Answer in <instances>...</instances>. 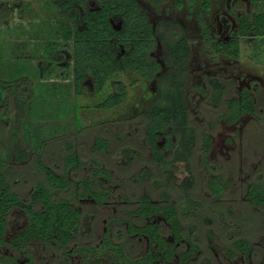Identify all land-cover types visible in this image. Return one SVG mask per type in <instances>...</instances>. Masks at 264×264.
<instances>
[{
    "label": "rangeland",
    "instance_id": "obj_1",
    "mask_svg": "<svg viewBox=\"0 0 264 264\" xmlns=\"http://www.w3.org/2000/svg\"><path fill=\"white\" fill-rule=\"evenodd\" d=\"M138 1L153 25L160 19L180 24L185 30L191 50L186 65L184 98L190 125L196 132V142L188 161H176L172 165L174 180L168 184L171 200L180 203L184 198L182 182L190 183L187 186L188 192L197 205L186 214L182 211L179 213L182 225L190 224L194 227L193 243L197 252L187 264H264V206L251 204L247 197V187L251 182H264V90L260 85L246 81L249 87L254 85L249 89L255 104L254 115L241 114L233 123H227L226 117L219 115L226 111L223 101L237 95L241 81L258 76L264 85V37L250 35L241 39L239 56L234 59L217 53L213 47L205 44L203 28L197 17L201 13L209 26L215 13L219 12L222 0ZM203 1H207V9L203 7ZM54 4L52 0H0V63L3 64L0 65V76H7L8 66L15 70L9 68L12 71L9 74L17 76L16 71L28 64L27 74L32 78L36 91L45 95L50 92L52 95L50 103L54 117L48 119V123L67 122L74 128L76 104L81 125L85 128L74 137L73 142L84 166L71 170L69 177L72 181L88 177L91 156L98 159L101 166L108 168L112 177L111 180L102 177L98 180L102 186L111 189L102 207L97 206L91 198L75 201L80 212L89 215L92 228L91 232H84L77 243L97 244L101 235L107 232L112 240L124 243L129 256H136L148 246L142 236L129 235L127 223L137 226L152 221L164 223L161 217L137 220L126 215L133 209L129 201H134L138 196L147 195L151 200H157L160 188L155 187L153 180L164 181L161 166L149 156L142 119L129 120L155 98L156 82L154 79L143 80L132 71L118 72L112 79L121 80L126 85V100L111 109L96 107L112 92L109 81L101 92L94 94L89 78L87 83L90 89L75 97L72 75L73 28L72 24L58 15ZM242 4L248 9L247 3ZM2 7L7 8L6 16ZM255 10L264 11V0ZM78 12L81 13L80 10ZM112 23L115 27L119 26L115 21ZM77 25L82 26L80 22ZM121 52L122 49L118 47L117 57ZM53 53H63L64 60L53 62ZM164 53L157 39L152 55L162 64ZM22 61L25 63L21 64ZM18 64L21 66L18 67ZM165 70L166 67L162 65V71ZM239 74L240 78H237ZM210 77L219 79L225 86L223 99L215 108L207 103L206 96L198 89L201 87L208 92ZM5 132L6 126L0 120V136ZM201 132L211 137L205 164L200 155ZM95 136L107 139L109 152L95 155L90 153ZM162 143L160 141L159 146ZM125 148L131 149L129 154L123 153ZM43 150V161L58 170L63 153L61 140L50 142ZM31 164L30 160L10 167L7 174L10 187L25 200L34 182L42 179L41 173ZM141 170H149V178L140 183L132 181L131 177ZM215 184L223 188L220 195H215L212 190ZM112 217L121 220L110 225ZM25 225V214L14 208L7 217L6 238L17 234ZM161 230L166 239L171 240L167 226L163 225ZM229 232L247 238L252 246L251 252L243 254L233 251ZM180 243L181 249L185 250L187 244L184 241ZM27 250L36 264L59 262L58 254L39 240L29 242ZM7 253L12 254L8 246L0 247V254ZM15 256L17 264H24L28 257L23 252ZM105 258L102 263L110 264ZM78 259L79 256H73L71 264H77ZM168 264H179V261L173 258Z\"/></svg>",
    "mask_w": 264,
    "mask_h": 264
},
{
    "label": "trees",
    "instance_id": "obj_2",
    "mask_svg": "<svg viewBox=\"0 0 264 264\" xmlns=\"http://www.w3.org/2000/svg\"><path fill=\"white\" fill-rule=\"evenodd\" d=\"M52 1L58 15L72 24L73 28L72 75L75 97L90 89L87 83L89 78L94 94L101 92L109 81L112 92L96 107L111 109L126 100V85L121 80L112 79L118 72L132 71L143 80H155V98L148 101L145 107L129 120L142 119L144 141L149 156L161 166L164 181L153 180L155 187L160 188L157 200H151L147 195L138 196L134 201H129L133 209L126 215L141 219L153 215L163 216L175 241L185 240L190 246L189 254L194 252V227L190 224L184 226L179 221L180 211L186 214L197 206L188 192L187 186L190 183L182 182L184 198L180 203L171 200L168 190L169 182L174 180L172 165L176 161H188L196 142V132L190 125L184 98L186 65L191 55L184 28L166 19H160L153 25L138 0ZM248 1L252 10L237 17L238 31L225 43L212 41L210 26L199 13L197 17L203 28L205 44L213 47L219 54L237 59L241 39L250 35L264 37V11L255 10L262 0ZM202 4L206 9L209 7L207 1ZM6 9L1 8L4 16L7 15ZM113 21L119 26L115 27ZM78 22L82 24L81 27H78ZM157 39L165 51L162 64L152 55ZM118 47L122 49L119 57L116 54ZM64 58L63 53L51 55V60L55 63ZM23 63L25 62L22 61L21 64ZM21 64H18V67ZM27 65L16 71L17 76L9 74L15 71L9 66L6 68L9 72L7 76H0V120L6 126L5 134L0 136V247L8 246L12 250V254H0V264H17L15 254L19 252L28 256L24 264H36L27 250V245L33 240H39L51 247L58 254L59 264H68L67 249L80 241L84 232L92 231L89 215L82 214L75 201L91 198L97 206L102 207L111 189L102 186L98 180L100 177L111 180L112 177L109 169L101 166L100 161L91 156L89 176L76 181L70 179L71 170L84 166L73 142L74 137L85 128L77 114L78 107L75 104L74 128L67 122L48 123L47 120L54 117V114H51L52 95L50 92L45 95L36 91L32 78L27 74ZM162 65L166 67L165 71H162ZM9 68L12 69L11 72ZM208 84V92L201 87L198 89L206 96L208 104L214 108L218 107L223 99L225 86L215 77L208 78ZM223 104L226 111L219 115L226 117L227 123L235 122L241 114L255 113V104L247 89L241 92L239 98L225 99ZM117 137L121 138L120 135ZM54 140H61L63 148L58 170L43 161V149ZM160 141L163 142L161 146ZM200 142L201 161L205 164L211 137L201 132ZM130 151L131 149H123L125 154ZM100 152H109V143L107 139L95 136L90 153L95 155ZM30 160L31 166L41 173L42 179L34 182L29 197L25 200L10 187L7 174L10 167ZM149 174V170H141L133 175L131 180L140 183L146 181ZM212 190L215 195H220L223 188L215 184L212 185ZM247 197L251 204L264 206V182H251L247 187ZM14 208L25 214L26 225L16 235L6 238L7 217ZM119 220L110 218L109 223L112 225ZM160 230L158 223L135 226L128 222L127 225L128 233L148 234L151 244L164 255L170 256L173 245L163 239ZM229 234L233 251L243 254L251 252L252 246L247 238L235 236L232 232ZM72 253L82 256V264H96L102 257L112 258L124 264H152L149 252L139 258L128 257L124 243L114 242L107 232L97 245L77 243L72 246Z\"/></svg>",
    "mask_w": 264,
    "mask_h": 264
},
{
    "label": "flooded vegetation",
    "instance_id": "obj_3",
    "mask_svg": "<svg viewBox=\"0 0 264 264\" xmlns=\"http://www.w3.org/2000/svg\"><path fill=\"white\" fill-rule=\"evenodd\" d=\"M242 3H244V4L247 3L248 5L247 4L246 5H247L248 9H245L244 8L245 5L242 6L243 5ZM219 5H220L219 9H218L219 12L217 14L215 13V17H213V22L209 25L210 26V36L212 37V39H213L212 41L214 43H225L230 39V37H232V35L235 32L238 31L237 17H239L240 15H242L244 13L250 12L252 10V8H251L250 2L248 0H222V2ZM240 10H242V11H240ZM237 78H240V74ZM246 81H252L253 84L260 85L262 87V89L264 90V85L261 83V79L258 76H253V77H249L248 79H244L243 81H241L239 83V86H238L237 95H235L234 97H231V98H239L241 92L244 89H247L250 96L252 97V94H251L249 89L251 87L253 88L254 85L252 84V86L249 87L246 84ZM154 216L159 217V218L161 217L163 219L164 223L162 224V223H158L156 221H152L149 223H158V226L160 229L163 225L167 226L168 232L171 236V240L166 239L162 230H160V232H161L163 239L166 242H168L169 244L173 245L172 254L170 256L164 255L159 250H157L155 248V246H153L151 244L150 237L148 236V234L135 232L132 234L129 233V235L142 236L148 247L142 253L131 257L128 255V253L125 249V245H124V250H125V253L127 254V256L134 259V258H139V257L145 256L149 252L151 257H152V264H168L173 258H177L179 261V264H187L189 262V260H191L196 255L197 251L195 250L194 252H191L192 254L191 253L189 254V248H190L189 244L183 239H181L180 241H175L173 234L169 230V225L165 221L163 216L153 215L150 217H154ZM130 217L131 216H129L128 218H130ZM112 218H114V217H112ZM131 218H136L137 220H143L144 219V218L141 219V218L134 217V216H132ZM145 218H149V217H145ZM115 219H119V218L115 217ZM142 224H147V223H139V225H142ZM127 225H128V223H127ZM103 234L101 235L99 242L101 241ZM183 241L187 244V247L185 250L181 249V247H180V245H182L180 242H183ZM99 242H97V244ZM114 242L118 243V241H114ZM69 248H71V250H69ZM69 248L67 249L68 264H71L73 256H79V259L77 260V264H82V256L77 254V253H72V246ZM154 256H157V257H154ZM105 259L107 261H109L110 264H124V263L119 262V261L112 259V258L106 257ZM102 262H103V257L98 262H96V264H103ZM58 264H59V262H58Z\"/></svg>",
    "mask_w": 264,
    "mask_h": 264
}]
</instances>
